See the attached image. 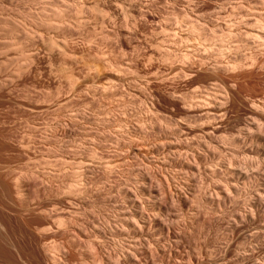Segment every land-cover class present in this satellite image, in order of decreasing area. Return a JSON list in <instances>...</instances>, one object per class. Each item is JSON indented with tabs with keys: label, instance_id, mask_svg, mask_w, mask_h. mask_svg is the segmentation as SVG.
Wrapping results in <instances>:
<instances>
[{
	"label": "rangeland",
	"instance_id": "374dc122",
	"mask_svg": "<svg viewBox=\"0 0 264 264\" xmlns=\"http://www.w3.org/2000/svg\"><path fill=\"white\" fill-rule=\"evenodd\" d=\"M262 21L0 0V264H264Z\"/></svg>",
	"mask_w": 264,
	"mask_h": 264
},
{
	"label": "bare ground",
	"instance_id": "6f19581e",
	"mask_svg": "<svg viewBox=\"0 0 264 264\" xmlns=\"http://www.w3.org/2000/svg\"><path fill=\"white\" fill-rule=\"evenodd\" d=\"M242 19H243V18H242ZM252 20H253V19H252ZM258 20H259V19H258ZM244 21H245V20H244ZM262 22H264V21H262ZM242 25H243V24H242ZM263 25H264V24H263ZM263 25H261V26H262V27H261L262 32L264 31V27H263ZM252 27H253V26H252ZM253 28H254V27H253ZM256 31H257V30H256ZM241 32H242V31H241ZM258 32H261V31L258 30ZM238 33H239V32H238ZM262 34H263V33H262ZM222 35H223V34H222ZM229 35H230V34H229ZM235 35H236V34H235ZM254 35H255V34H254ZM247 36H248V35H247ZM257 36H259V35H257ZM227 37H228V36H227ZM236 37H237V36H236ZM263 37H264V36H263ZM245 38H246V37H245ZM260 38H261V37H260ZM260 38L258 37V39H260ZM228 40H229V39H228ZM262 40H264V39L262 38ZM206 41H207V40H206ZM252 41H254V40H252ZM258 41H259V40H258ZM260 42H261V41H260ZM241 43H242V42H241ZM220 44H221V43H220ZM262 44H263V46H264V41H263V43H261V45H262ZM234 45H235V44H234ZM224 46H225V45H224ZM224 46H222V44H221V46L219 47V48H220V51H223V47H224ZM255 46H256V45H255ZM244 47H245V46H244ZM214 49H215V48H214ZM235 51H236V50H235ZM183 57H184V56H183ZM221 57H222V56H221ZM169 58H170V57H169ZM236 59H237V58H236ZM244 61H245V60H244ZM244 64H245V63H244ZM216 66H217V65H216ZM232 66H233V65H232ZM238 66H239V65H238ZM249 66H250V65H249ZM218 67H219V66H218ZM246 69H247V68H246ZM192 72H193V71H192ZM195 75H196V74H195ZM242 75H246V74H242ZM234 76H235V77H238V79H239V78L241 77V74H240V76H238V75H234ZM234 76H233V77H234ZM187 77H188V76H187ZM229 77H230V76H229ZM231 77H232V75H231ZM231 77H230V78H231ZM233 77H232V78H233ZM242 77H243V76H242ZM244 77H245V76H244ZM232 78H231V79H232ZM162 79H163V78H162ZM231 79H230V80H231ZM235 79H236V78H235ZM233 80H234V79H233ZM164 81H165V80H164ZM228 81H229V80H228ZM234 81H235V80H234ZM222 82H223V81H222ZM219 83H220V82H219ZM214 85H215V84H214ZM214 85H213V86H214ZM223 85H225V84H223ZM215 86H216V85H215ZM232 86H233V85H232ZM247 86H248V85H247ZM195 88H196V87H195ZM220 88H221V87H220ZM224 88H225V87H224ZM245 88H246V87H245ZM247 88H249V86H248ZM247 88H246V89H247ZM250 88H251V87H250ZM212 89H213L212 91H214V93L216 92L217 95L219 94V96H220L221 99H222V97H223V99H224V96H221L220 91L217 90L216 87H214V88L212 87ZM197 90H198V89H197ZM229 90H230V89H229ZM248 90H250V91L252 92V89H247L246 91H248ZM200 91H201V90H200ZM206 91H207V90H206ZM231 91H233V90H231ZM246 91H245V92H246ZM228 92H229V91L226 90V92H223V94H224V93H228ZM230 93H231V92H229V94H230ZM246 93H247V95L249 94L248 92H246ZM252 93L254 94V92H252ZM196 94H197V93H196ZM212 94H213V93H212ZM231 94H232V93H231ZM217 95H216V96H217ZM249 95H250V94H249ZM249 95H248V96H249ZM214 96H215V95H214ZM231 96H232V95H231ZM250 96H252V95H250ZM232 97H233V96H232ZM173 98H174V97H173ZM211 99H213V98H211ZM214 99H215V98H214ZM223 99H222V100H223ZM197 100H198L199 104H200V102L203 103V102H206L207 100H208V103L210 102V100H209L207 97H206V98H204V97H203V98H202V97H199ZM197 100H196V101H197ZM222 100L219 99V102H221ZM224 100H227V99H224ZM191 101H192V100H191ZM212 101H214V100H212ZM215 101H216V100H215ZM252 101H253V100H252ZM254 101H255V100H254ZM224 102H225V101H224ZM224 102H223V103H222V102L219 103V104H220V108H222V107L225 106V103H224ZM226 102H227V101H226ZM248 102H249V101H248ZM191 103H192V102H191ZM208 103H207V104H208ZM212 103H213V102H212ZM216 103H218V102L216 101V102H215V105H216ZM263 103H264V102H263ZM192 104H193V103H192ZM203 104H204V103H203ZM222 104H224V106H222ZM205 105H206V103H205ZM213 105H214V104H213ZM213 105L208 104V106H210L209 108H212L211 106H213ZM190 106H191V105H190ZM195 106H196V105H195ZM221 106H222V107H221ZM250 106H251V105H250ZM252 106H253V103H252ZM257 106H258V105H257ZM205 107H206L205 113H206L207 115H209V114L211 113V112L209 111L210 109L208 108V109H209V110H208V109H207V106H205ZM213 107H214V106H213ZM254 107H255V106H254ZM259 107H260V106H259ZM261 107H262V106H261ZM215 108H216V107H215ZM215 108H212V109H215ZM217 108H218V107H217ZM220 108H218V109H220ZM224 108H225V107H224ZM224 108H223V109H224ZM212 109H211V111H212ZM185 110H186V109H185ZM199 110H200V109H199ZM224 110H225V109H224ZM226 110H227V109H226ZM258 110H259V109H258ZM220 111H222V110H220ZM220 111H219V112H220ZM216 112H217V111H216ZM219 112H218V113H219ZM214 113H215V111H214ZM214 113L212 112L211 114H214ZM221 113L223 114V112H221ZM263 113H264V112H263ZM219 115H220V114H219ZM263 115H264V114H263ZM261 116H262V115H261ZM254 118H255V117H254ZM210 122H211V121H210ZM247 127H248V126H247ZM249 129H250V128H249ZM249 129H247V131H248ZM252 131H253V130H252ZM248 132H250V131H248ZM220 138H221V137H220ZM175 143H176V142H175ZM173 148H174V147H173ZM180 152H181V151H180ZM246 178H247V177H246ZM259 200H260V199H259ZM157 226H159V225H157ZM158 228H159V227H158ZM160 229H161V228H160Z\"/></svg>",
	"mask_w": 264,
	"mask_h": 264
}]
</instances>
